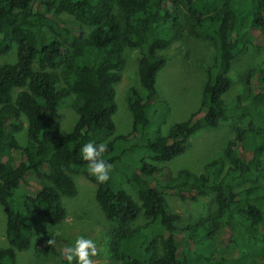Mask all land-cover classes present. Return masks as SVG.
I'll list each match as a JSON object with an SVG mask.
<instances>
[{
  "label": "trees",
  "instance_id": "obj_1",
  "mask_svg": "<svg viewBox=\"0 0 264 264\" xmlns=\"http://www.w3.org/2000/svg\"><path fill=\"white\" fill-rule=\"evenodd\" d=\"M62 12L76 22H65ZM183 12L190 31L213 42L214 62L201 108L151 137L148 129L162 101L157 76L167 63L159 51L177 34ZM261 31L264 0H0V56L17 47L14 62L0 61V203L7 212L8 240L0 249V264H17V252L31 248L37 216L52 225L65 221L62 195L77 193L76 172L96 184L100 208L116 225L110 251L118 264H264V72L251 69L247 94L231 104L225 99L235 59L250 44L264 41ZM127 48L140 51L145 94L129 90L133 130L120 135L115 84ZM71 98L79 117L63 135L58 112ZM24 117L27 143L22 145L17 133ZM232 118L246 121L245 126L236 129L225 157L203 172L172 174L160 165L184 154L201 129ZM88 142L107 144L100 159L112 167L102 184L81 156ZM140 150L144 154L137 162H126V155ZM31 171L43 185L24 197L23 210L14 197ZM123 183L132 186L141 203ZM167 192L182 200L212 197L215 208L181 226ZM65 245L59 264H68L63 255L70 244Z\"/></svg>",
  "mask_w": 264,
  "mask_h": 264
},
{
  "label": "rangeland",
  "instance_id": "obj_2",
  "mask_svg": "<svg viewBox=\"0 0 264 264\" xmlns=\"http://www.w3.org/2000/svg\"><path fill=\"white\" fill-rule=\"evenodd\" d=\"M185 11V10H184ZM60 17L65 22H76L74 16L62 12ZM189 22L182 13L181 24L177 34L170 40L169 45L160 50L167 63L158 73L157 87L161 103L156 105L157 114L150 123L148 134L153 137L156 133H166L177 123L187 120L201 108L202 91L207 80L208 68L213 64L215 47L213 42L204 36H197L190 31ZM91 27H86V31ZM264 34V31H261ZM124 63L121 69V79L115 84L118 110L115 115L117 134L129 135L133 130V115L129 106L128 93L132 87L142 94L145 90L139 76L140 51L138 48H127L124 53ZM17 47L8 55L0 56V61L14 62ZM253 68L264 72V41L261 44H250L235 59L230 71L232 87L225 96L226 102L231 104L238 96L247 94V74ZM60 72V67L56 68ZM17 91L14 92L16 95ZM74 97V96H73ZM78 114L72 105V98L63 103L58 112L61 122V133L68 134L78 120ZM25 126L17 133L22 145L27 143V120ZM246 121L229 119L222 121L217 128H204L194 134L184 154L173 160L161 163L177 174L181 169H188L195 173L204 171L205 166L218 158L225 157L227 145L236 137V129L245 126ZM157 131V132H156ZM125 147V144H123ZM142 149V148H141ZM144 150L126 155V162H137ZM46 167H43V171ZM77 186V193L73 196L62 195L67 217L62 224L52 225L37 216L33 227L32 245L30 249L17 252V264H59L57 255L65 244H72L77 236L91 239L96 244L97 254L90 257L92 264H118L117 257L110 251L116 225L106 217L96 199L97 186L85 174L72 173ZM115 183L120 181L114 174ZM49 183V181H48ZM50 184V183H49ZM43 185L35 171L28 173V182L22 184L16 191L14 203L25 210L24 197L32 196ZM141 203L137 192L128 183L122 186ZM171 208L181 217V226L194 224L207 217L215 208L212 197H202L199 201L191 198L182 200L173 192L166 193ZM144 221L142 216L138 222ZM7 212L0 203V249L8 246L6 237ZM53 244L54 247L48 246ZM64 256V255H63Z\"/></svg>",
  "mask_w": 264,
  "mask_h": 264
},
{
  "label": "clouds",
  "instance_id": "obj_3",
  "mask_svg": "<svg viewBox=\"0 0 264 264\" xmlns=\"http://www.w3.org/2000/svg\"><path fill=\"white\" fill-rule=\"evenodd\" d=\"M107 150L106 143L94 145L92 142L84 144L81 148L82 158L88 162V172L95 176L98 183H104L109 179L111 165L100 159L102 153ZM96 244L91 239L77 236L74 242L64 250L65 259L68 264H72L75 259L76 264H92L90 257L96 256Z\"/></svg>",
  "mask_w": 264,
  "mask_h": 264
}]
</instances>
